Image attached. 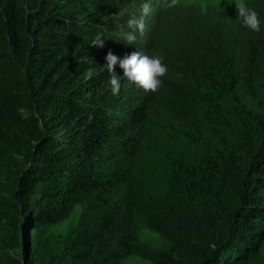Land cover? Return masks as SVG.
Here are the masks:
<instances>
[{
    "label": "trees",
    "instance_id": "16d2710c",
    "mask_svg": "<svg viewBox=\"0 0 264 264\" xmlns=\"http://www.w3.org/2000/svg\"><path fill=\"white\" fill-rule=\"evenodd\" d=\"M138 2L0 0V264L261 262L264 0H247L259 32L235 4L194 2L158 8L126 44L117 25ZM123 46L163 57L159 91L117 64L112 94L101 69ZM78 205L40 256L37 234Z\"/></svg>",
    "mask_w": 264,
    "mask_h": 264
},
{
    "label": "clouds",
    "instance_id": "9594fccd",
    "mask_svg": "<svg viewBox=\"0 0 264 264\" xmlns=\"http://www.w3.org/2000/svg\"><path fill=\"white\" fill-rule=\"evenodd\" d=\"M139 1V0H138ZM140 15H132L126 27L128 31H123L125 26L117 25L121 28V37L126 44H135L140 36H143L147 24L146 18L152 12V2H159L167 6L175 5L177 0H143ZM237 16L243 22L244 26L252 32L261 30V20L257 11L250 7L247 0H235ZM138 33V35H137ZM101 34L91 41L93 46L103 47L104 40ZM106 65L102 66V71L106 69L109 75V85L113 95H119L121 89V78L115 73V66L119 64L123 69L124 77L145 92H157L162 86V78L168 74V67L163 63V57L160 55H148L141 51H133L131 54L120 58L109 51L105 57ZM93 73L88 72L87 78H91Z\"/></svg>",
    "mask_w": 264,
    "mask_h": 264
},
{
    "label": "rangeland",
    "instance_id": "374dc122",
    "mask_svg": "<svg viewBox=\"0 0 264 264\" xmlns=\"http://www.w3.org/2000/svg\"><path fill=\"white\" fill-rule=\"evenodd\" d=\"M194 2H199L202 5H207V4H230L233 5L235 4V0H177L176 4H189V3H194ZM138 3L143 4L144 1L143 0H139ZM175 4V5H176ZM134 5V7H136L137 2L135 4L131 3V6ZM172 5V3H171ZM130 6V7H131ZM166 4L163 3H159V2H152V12H155L158 8H164L166 7ZM137 9H141V6ZM123 13V12H122ZM132 15H136L139 16V13H131ZM133 51H141L139 48L136 47H126L123 46L121 47L120 51H119V55L118 57L123 58L125 55L131 54ZM142 52V51H141ZM144 53V52H142ZM124 73V72H123ZM152 155H156L155 153H152ZM113 162H109V165H111ZM83 213V208L78 205L75 207V210L72 212L71 216L68 219H64L61 222L56 223L55 226L52 227H48L46 228V230L44 232H42V235L40 233H38L37 235L39 236V240H37L39 243V246L41 245L40 241L45 242L46 239L48 238V242L50 240H53L54 237H60V236H66L67 233L72 229V226L76 225L79 221L80 216ZM144 233V237L148 242V245H150V243L155 242V243H163L164 240L161 238V236L156 233L155 231L145 227V229H143ZM150 242V243H149ZM141 249L139 250L141 253V250H145V252L143 254L149 255L148 249L145 246H140ZM41 248L43 250V253L40 255H45V257H48L49 252L46 248V245L43 246L41 245ZM39 258V257H38ZM122 264H153L149 259H147L146 257H142V256H138V255H133L127 258H124ZM260 261L259 262V258L256 259L254 264H264V250L262 252V254L260 255Z\"/></svg>",
    "mask_w": 264,
    "mask_h": 264
}]
</instances>
